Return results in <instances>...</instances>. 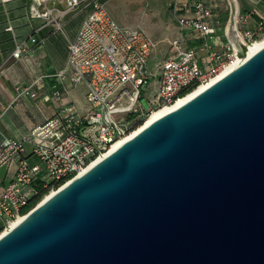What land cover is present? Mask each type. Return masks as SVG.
I'll return each mask as SVG.
<instances>
[{"label":"water","instance_id":"1","mask_svg":"<svg viewBox=\"0 0 264 264\" xmlns=\"http://www.w3.org/2000/svg\"><path fill=\"white\" fill-rule=\"evenodd\" d=\"M0 264H264V46L6 228Z\"/></svg>","mask_w":264,"mask_h":264},{"label":"built area","instance_id":"2","mask_svg":"<svg viewBox=\"0 0 264 264\" xmlns=\"http://www.w3.org/2000/svg\"><path fill=\"white\" fill-rule=\"evenodd\" d=\"M230 7V19L223 32L224 42L217 49L210 42L220 23L213 2L173 0L169 4L179 30L199 35L206 53L201 62L196 49L185 45L183 37L172 39L173 52L162 63L155 98L144 103V86L149 81L148 61L155 46L144 30L119 24L109 13L104 0H40L32 3L31 18L44 19L57 29L62 28L61 20L66 13L86 11L75 38L68 42L66 63L56 76L84 83L87 107L81 112L74 104L66 103L43 123L33 127L26 137L2 138V225L8 226L31 210L29 205L39 189L57 190L86 171L101 154L109 153L116 142L140 123H145L154 110L170 106L194 87L220 78L231 64L245 58L246 51L243 55L237 48L241 50V45L248 47L261 38L264 23L258 21L251 27L248 25L249 13H240L232 2ZM30 40L36 39L31 37ZM25 51L24 42L18 43L12 56L20 58ZM36 82L16 85L20 88L19 95L34 97L36 92L31 88ZM52 96L60 99L61 91L54 90Z\"/></svg>","mask_w":264,"mask_h":264},{"label":"crops","instance_id":"3","mask_svg":"<svg viewBox=\"0 0 264 264\" xmlns=\"http://www.w3.org/2000/svg\"><path fill=\"white\" fill-rule=\"evenodd\" d=\"M39 1L0 0V142L4 136L26 137L33 127L43 123L66 103L74 104L81 112L87 107L84 97L85 84L74 83L70 77L60 79L56 76L66 63L68 42L75 38L86 11L76 10L82 12L83 16L71 36L65 33L62 22V28L59 29L61 36L57 35L55 25L41 18H31L30 5ZM172 1L170 0L168 7ZM207 1L213 2L214 10L220 17L216 32L210 39L214 48L220 49L224 42L223 32L230 19L231 2L240 13L251 15L249 26H254L258 21L264 23V0ZM172 19L175 21L173 16ZM175 25L177 31L174 38L183 37L184 44L194 47L199 61L202 62L206 53L202 46L203 39L189 30L181 32L177 22ZM9 26L12 29H9ZM31 37L36 40L31 41ZM21 42H24L26 51L20 58H15L12 51ZM50 76L54 80L48 81V84L51 89L61 91L60 99L53 98V90L50 93L47 84ZM34 80L37 82L31 89L36 95L20 96V88L16 85H29Z\"/></svg>","mask_w":264,"mask_h":264},{"label":"rangeland","instance_id":"4","mask_svg":"<svg viewBox=\"0 0 264 264\" xmlns=\"http://www.w3.org/2000/svg\"><path fill=\"white\" fill-rule=\"evenodd\" d=\"M106 7L111 16L123 26H134L144 30L153 40L155 46L148 61L149 81L144 86L143 102H152L157 93L162 63L169 54L173 52L170 40L174 38L177 31L175 21L170 14L168 3L170 0H104ZM82 12L70 11L62 17L64 22L63 29L68 36H71L77 28ZM225 19V18H224ZM164 27H163V26ZM166 27V28H165ZM55 28V27H54ZM165 28L166 31L163 30ZM61 30L57 29V35H61ZM62 36V35H61ZM203 57V56H202ZM203 59V58H202ZM49 70V67H48ZM55 75V74H54ZM53 76V75H51ZM49 77L48 81L54 80ZM51 93V86L48 84ZM54 91V90H53ZM53 93V92H52ZM49 104V103H47ZM125 118L127 115H124ZM143 123H140L141 125ZM136 126L134 129L139 127ZM43 194L39 201L34 204L36 206L42 197L50 191L43 190ZM33 206V207H34ZM31 207V209L33 208ZM1 223V219H0ZM7 227V224L0 226V233Z\"/></svg>","mask_w":264,"mask_h":264},{"label":"bare ground","instance_id":"5","mask_svg":"<svg viewBox=\"0 0 264 264\" xmlns=\"http://www.w3.org/2000/svg\"><path fill=\"white\" fill-rule=\"evenodd\" d=\"M235 40L237 41V38L235 37ZM262 46H264V35L255 40L253 43L249 44L248 47H246V54L245 56H250L251 54H253L254 52H256L257 50H259ZM244 56V57H245ZM244 60V58H241L239 60H237V62H235L234 64H231L224 72H222L219 77L221 75H223L224 73L228 72L229 70H231L234 66H236L240 61ZM216 78L212 79L210 82L208 83H203L200 84L197 87H194L192 90H190L189 92H187L183 97H181L179 100H177L174 104L170 105V106H166V107H162L159 108L157 110H154L150 116L147 118V120L145 121V123L139 125L138 128L134 129L133 131H131L129 134H127L124 138H122L121 140H119L118 142H116L110 149V152L113 151L116 147H118L120 144H122L124 141H126L127 139H129L130 137H132L135 133H137L142 127H144L145 125L149 124L151 121H153L154 119H156L157 117L163 115L164 113L177 108L178 106H180L181 104H183L185 101H187L189 98H191L192 96L196 95L197 93H199L201 90H203L204 88H206L208 85H210L213 81H215ZM106 154H101L96 160H94L91 164L93 165L94 163H96L98 160H100L102 157H104ZM89 166V167H90ZM55 190L48 192L47 194H45L41 201L44 200L45 198H47L50 194H52ZM21 218L17 219V220H13L9 223V225L6 227L8 228L9 226H12L14 224H16ZM5 228V229H6ZM4 229V230H5ZM3 230V231H4ZM2 231V232H3ZM1 232V233H2Z\"/></svg>","mask_w":264,"mask_h":264},{"label":"trees","instance_id":"6","mask_svg":"<svg viewBox=\"0 0 264 264\" xmlns=\"http://www.w3.org/2000/svg\"><path fill=\"white\" fill-rule=\"evenodd\" d=\"M133 116V115H132ZM43 190L39 189L38 193L35 195V197L31 200V203L29 205V208L33 207L34 204H36L39 199L41 198L42 194H43Z\"/></svg>","mask_w":264,"mask_h":264}]
</instances>
